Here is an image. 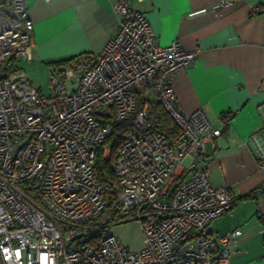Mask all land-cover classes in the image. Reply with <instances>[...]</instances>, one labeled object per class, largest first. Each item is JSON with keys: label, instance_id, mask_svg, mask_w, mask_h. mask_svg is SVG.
<instances>
[{"label": "built area", "instance_id": "2783aa9c", "mask_svg": "<svg viewBox=\"0 0 264 264\" xmlns=\"http://www.w3.org/2000/svg\"><path fill=\"white\" fill-rule=\"evenodd\" d=\"M113 8L116 28L102 51L57 67L48 93L21 68L0 77L1 264H229L228 245L241 229H208L233 200L206 172L204 143L220 130L201 109L178 108L170 85L195 54L176 40L159 44L129 0ZM32 27L26 0H0V70L11 55L30 60ZM154 103L172 118L175 137L160 132L159 113L148 107ZM221 116L228 124L231 113ZM128 119L133 129L103 180L95 150ZM253 139L264 173V128ZM129 220L142 233L135 250L110 233Z\"/></svg>", "mask_w": 264, "mask_h": 264}, {"label": "crops", "instance_id": "0c3cea01", "mask_svg": "<svg viewBox=\"0 0 264 264\" xmlns=\"http://www.w3.org/2000/svg\"><path fill=\"white\" fill-rule=\"evenodd\" d=\"M219 1L129 0V6L145 15L159 44L176 40L195 54L170 85L178 108L201 109L220 130L204 143L206 172L211 185L227 187L233 200L208 229L213 235L241 229L228 245L229 264H264V173L257 168L253 139L264 128V0H234L229 6ZM114 2L26 0L33 45L25 63L98 55L116 28ZM224 112L231 113L228 124Z\"/></svg>", "mask_w": 264, "mask_h": 264}, {"label": "trees", "instance_id": "16d2710c", "mask_svg": "<svg viewBox=\"0 0 264 264\" xmlns=\"http://www.w3.org/2000/svg\"><path fill=\"white\" fill-rule=\"evenodd\" d=\"M78 57L79 56L76 55L73 57H69L67 59L51 62L49 64H55L58 65L59 67L61 65L72 62ZM16 62H17V58L15 57V55H11L2 66L0 70V77L2 78L8 77L12 72H14L15 68L17 67ZM139 104L140 102L138 101V105ZM148 107L156 110L159 113L160 123L158 128L160 132H162L167 137H175L178 132V129L175 123L173 122L172 118L168 114V112L165 111V109L161 105V103L150 104L148 105ZM132 129H133V125L131 119L113 124L111 134L95 150L93 166L95 172H97L103 178V180L107 181L111 178V162L115 155L116 149L118 145L122 142L125 135L128 132H130ZM105 146L110 147V155L107 159L103 157V148Z\"/></svg>", "mask_w": 264, "mask_h": 264}, {"label": "rangeland", "instance_id": "374dc122", "mask_svg": "<svg viewBox=\"0 0 264 264\" xmlns=\"http://www.w3.org/2000/svg\"><path fill=\"white\" fill-rule=\"evenodd\" d=\"M16 66L25 70L26 76L30 83L39 89H42L45 93L49 91V85L53 83V72L57 69L58 65L46 64L41 65L37 63L27 64L24 61L17 59ZM73 69L69 68L65 74H63L66 80V84L73 80ZM123 232V234H122ZM110 233L116 235L120 241L128 246L130 249L135 250V245L139 240H142V233L139 228V224L135 220L124 221L115 224L111 229ZM117 233V234H116ZM122 234V235H120ZM126 239H122V236ZM1 264V261H0Z\"/></svg>", "mask_w": 264, "mask_h": 264}]
</instances>
